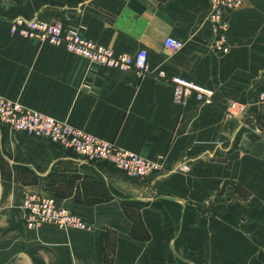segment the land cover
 <instances>
[{
  "label": "crops",
  "instance_id": "1",
  "mask_svg": "<svg viewBox=\"0 0 264 264\" xmlns=\"http://www.w3.org/2000/svg\"><path fill=\"white\" fill-rule=\"evenodd\" d=\"M207 8L208 0H0V96L162 165L131 178L0 122V264H264V0L228 13L226 52L213 47ZM17 18L58 19L116 54L144 49L147 72L138 78L11 35ZM168 35L181 48H165ZM161 70L212 88L213 102H175ZM230 100L246 113L228 114ZM29 193L54 196L89 227H28Z\"/></svg>",
  "mask_w": 264,
  "mask_h": 264
},
{
  "label": "built area",
  "instance_id": "2",
  "mask_svg": "<svg viewBox=\"0 0 264 264\" xmlns=\"http://www.w3.org/2000/svg\"><path fill=\"white\" fill-rule=\"evenodd\" d=\"M241 1L208 0V8L204 16L215 34L213 40L215 50L223 52L228 50L225 36V30L228 27L227 15L231 10L239 7ZM9 32L11 35L37 37L50 44L63 45L73 54L96 64L119 70L132 69L138 78H142L147 72L146 50L141 49L134 55L116 54L110 47L83 37L77 27L64 25L58 19L17 18L9 23ZM163 45L175 51L181 48L182 42L168 35L164 38ZM158 76L171 82L175 102L180 103L189 96L204 104L213 102L214 91L204 84L190 81L179 75L167 76L163 70L158 72ZM83 87L89 88V84L85 83ZM259 100L260 118L264 122V92L259 95ZM225 110L231 116L243 115L246 113L247 105L237 100H230ZM0 122L10 128L46 138L59 146L69 148L87 160L105 162L131 178L143 179L162 168L161 163L156 160L2 96H0ZM188 168L186 164L181 165L182 170H188ZM22 207L25 223L31 228H38L43 224H54L60 228L89 227L82 217L58 203L52 195L29 193Z\"/></svg>",
  "mask_w": 264,
  "mask_h": 264
},
{
  "label": "rangeland",
  "instance_id": "3",
  "mask_svg": "<svg viewBox=\"0 0 264 264\" xmlns=\"http://www.w3.org/2000/svg\"><path fill=\"white\" fill-rule=\"evenodd\" d=\"M21 37V36H20ZM12 100V99H11ZM16 101V100H15ZM13 129V128H12Z\"/></svg>",
  "mask_w": 264,
  "mask_h": 264
}]
</instances>
